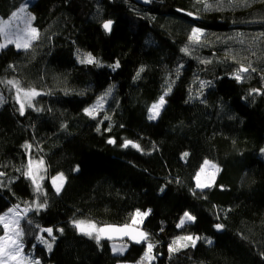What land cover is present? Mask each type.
Masks as SVG:
<instances>
[{
  "label": "trees",
  "instance_id": "trees-1",
  "mask_svg": "<svg viewBox=\"0 0 264 264\" xmlns=\"http://www.w3.org/2000/svg\"><path fill=\"white\" fill-rule=\"evenodd\" d=\"M27 2L0 0V21ZM28 11L37 41L0 51V215L19 205L25 251L41 264H141L150 242L143 264H264V0H37ZM88 54L98 63H81ZM9 80L39 93L23 114ZM31 158L46 166L41 193L24 175ZM205 161L220 174L199 190ZM137 210H150L148 241L122 242L124 254L73 226L130 224ZM180 212L196 220L178 227ZM47 228L51 251L38 242ZM185 236L199 239L170 252Z\"/></svg>",
  "mask_w": 264,
  "mask_h": 264
},
{
  "label": "snow or ice",
  "instance_id": "snow-or-ice-1",
  "mask_svg": "<svg viewBox=\"0 0 264 264\" xmlns=\"http://www.w3.org/2000/svg\"><path fill=\"white\" fill-rule=\"evenodd\" d=\"M199 2V0H198ZM245 3H247V0H244ZM205 7L209 8L211 5H208L205 3ZM25 12V9L22 7L19 10V13H12V21H5L2 24H0V34L4 37V43H0V49L7 47L8 44H15L16 48H28L30 46V40H34L38 38V32L35 28L30 27V21L32 18H26L23 13ZM188 15H192V13H188ZM18 21H23L24 28H20L19 23H14ZM102 27L110 32L112 28V21H107L103 23ZM15 29V30H13ZM202 35V32L199 28H194L191 33V39L194 42H199L200 36ZM186 53L188 52V49H183ZM81 63H98L95 61V59L91 56V54H88L83 60L80 61ZM114 68L119 67V62H117L114 66ZM252 71H255V69H251ZM140 71H143L141 69ZM249 71L248 67H244L243 65L239 68L237 73L235 74V79L237 81H242L244 79L242 73H246ZM137 76H139V73H137ZM8 85H11L16 88V99L17 101H20V92L23 91L19 87V83L17 81L9 80L6 82ZM111 90L109 89V92ZM171 91V87L169 86L168 92ZM258 91V90H254ZM168 92H165L164 95H162L159 98V101L152 105L151 107V114L148 116L149 120H154L159 116V110L162 108V106L165 104L164 97L168 95ZM39 93L35 92L34 90L24 92L25 99L28 101L29 105H31V98L38 95ZM103 97L100 98V101H98L97 106H94L93 108L86 109L85 111L89 116L95 117L96 107H102V101ZM24 103H20V112L23 114L24 112ZM107 119V117H105ZM99 130V129H98ZM110 130V129H109ZM108 143L113 144L115 143V140L110 139ZM133 147L137 150H140V145L133 143L132 141H125L122 144V147ZM27 147H30L27 146ZM187 156V153L184 154ZM211 166L212 168H215V165H210L209 161L204 162V167L201 168V172L204 171V168H207ZM35 168V171H34ZM44 168V161L41 159L39 161H29L27 165V171L24 173V175L31 180L32 184L34 185V191L36 193L42 192V187L40 181L43 179L42 176L39 175L41 171H45ZM3 173H0V176H2ZM65 178L63 174H60L56 177L52 178V184L56 185V192L59 193L62 187V184L57 185V181H63ZM197 188L203 189L204 187H209L210 185L207 183H201L200 182V175L198 174L196 176ZM34 206L39 208L46 207V204L39 203L38 201L34 204ZM32 206H29L28 208H25L24 214L26 215L27 211L30 210ZM19 205L11 208L8 210V212L4 213L3 215H0V226L3 228V235H0V264H40L39 260H32L30 257L23 254V244L20 242V238L23 236V230L20 228V219L21 214L18 211ZM150 210L145 212H140L137 210L134 215L132 216L131 223L130 224H124L122 226H114V225H105L103 227H97V225L94 222H86V221H74L73 226L82 234L85 236H88L90 238H94L97 243L100 242L102 238H106L108 240H114L116 238L123 239L124 237H128L129 240L134 241L137 244L144 243L148 241V234L146 232L140 231L138 228L133 227L134 225H137L138 223H142V218L149 215ZM196 220V217L191 215L188 212H185L183 217L180 219L178 227H183L186 222H194ZM215 227L219 230L223 228V225L217 224ZM42 231L47 232L48 236L52 237L53 241L55 240V236L53 235V229L47 228L43 229ZM58 231L63 232V229H59ZM199 237H192V236H185L180 237L176 241L172 242V246L169 247V251H177L178 248L175 247L176 245H180L182 247H187V244H181V241H189L191 242L192 246H195L196 240H198ZM41 243H45L47 245V248L49 251L52 249V244L48 243L46 240L43 239V237L40 238ZM208 243H211V241H207ZM127 245H123L121 247H117L115 244L112 245V251L116 253L122 254L126 250ZM147 250L144 253L143 260H148L149 262L154 259V257L151 255L152 250L154 248V245L150 242L146 243ZM143 260L141 261V264H143Z\"/></svg>",
  "mask_w": 264,
  "mask_h": 264
},
{
  "label": "rangeland",
  "instance_id": "rangeland-1",
  "mask_svg": "<svg viewBox=\"0 0 264 264\" xmlns=\"http://www.w3.org/2000/svg\"><path fill=\"white\" fill-rule=\"evenodd\" d=\"M37 0H28V2L26 3V4H24L23 6H21L20 8H24L25 9V12L23 13V15L26 17V18H32L31 19V21H30V27L31 28H35V26H34V16H33V14H31L29 11H28V4L29 3H33V2H36ZM20 10V9H19ZM19 10L18 11H16L15 13H19ZM5 21H12V16L9 18V19H6V20H1L0 21V24H2L3 22H5ZM14 23H19V25H20V28L22 29V28H24V23H23V21H18V22H14ZM36 30H37V28H35ZM13 30H15V29H13ZM37 32H38V37H39V31L37 30ZM38 39V38H37ZM37 39H34V40H30V46L28 47V48H17V49H19V50H27V49H29L32 45H33V43L35 42V41H37ZM5 41H4V37H3V35L2 34H0V43H4ZM10 45H14L15 46V44H8L7 45V47L8 46H10ZM4 48H6V47H4ZM4 48H2V49H4ZM2 49H0V51L2 50ZM24 92H28L27 90L26 91H21L20 92V102H23L24 103V105H27L28 104V101L25 99V96H24ZM33 98L34 97H32L31 98V101L33 100ZM102 103V102H101ZM165 105V104H164ZM164 105L162 106V108L159 110V113L161 112V110L163 109V107H164ZM101 108V107H96V112L99 110V109ZM95 112V113H96ZM160 115V114H159ZM158 118V117H157ZM156 118V119H157ZM155 119V120H156ZM31 161H39V160H41V159H30ZM29 160V161H30ZM210 162V165H215V168H212L211 166H209V167H207V168H204V171L203 172H201V169H200V171L198 172V174L200 175V182L201 183H207V184H209L210 186L209 187H204L203 189H201V188H197V189H199V190H204V189H207V188H210V187H212L214 184H215V182H216V180H217V178H218V176H219V174H220V167L216 164V163H214V162H211V161H209ZM202 167H204V164H203V166ZM201 167V168H202ZM44 168L46 169V166H45V163H44ZM34 171H35V168H34ZM197 174V175H198ZM39 175L40 176H42L43 177V179L40 181V183H41V185H42V183H43V180L45 179V177H46V170L45 171H41L40 173H39ZM60 175V174H59ZM58 176V175H57ZM63 176H64V180L61 182V181H57V185H60V184H62V187H61V190H60V192L59 193H61L62 192V190H63V188H64V185H65V183H66V177H65V175L63 174ZM56 177V176H55ZM51 181H52V179H51ZM196 184H197V180H196ZM53 187H54V189H55V191H56V185H53ZM6 212H8V210L6 211ZM5 212V213H6ZM20 212V211H19ZM184 213L185 212H180L178 215H179V217H178V220H180L182 217H183V215H184ZM22 218L20 219V228L22 229V226H21V223H22V220H23V216H21ZM142 219H145V217H143ZM135 226H141V223H138L137 225H135ZM0 235H3V228H2V226H0ZM41 237H43V239L44 240H46L48 243H51L52 244V249H53V247H54V241L52 240V239H50V238H48V237H46V236H41ZM20 242L23 244V254L24 255H26V256H28V257H30L32 260H38L37 259V257L35 256V254L32 252V253H28V252H26L25 251V245H24V242H23V236L20 238ZM41 245H43V246H45L46 248H47V245L45 244V243H41V240L39 239V241H38ZM181 244H187L188 246H190L191 245V242H189V241H181L180 242ZM113 244H115L117 247H121V246H123V245H126L125 243H122V242H116V243H113ZM175 247H177V248H180V247H182V246H180V245H176ZM51 249V250H52ZM47 250H48V248H47ZM49 251V250H48ZM126 251H127V247H126V250L122 253V254H124V253H126ZM114 253H116V252H114ZM116 254H120V253H116ZM41 264V263H40Z\"/></svg>",
  "mask_w": 264,
  "mask_h": 264
},
{
  "label": "water",
  "instance_id": "water-1",
  "mask_svg": "<svg viewBox=\"0 0 264 264\" xmlns=\"http://www.w3.org/2000/svg\"><path fill=\"white\" fill-rule=\"evenodd\" d=\"M136 4L140 5V6H144V7H148L151 5V2L152 0H133ZM112 26H113V23H112ZM112 30V28H111ZM111 32V31H110ZM247 73V72H246ZM244 73V74H246ZM111 225V224H110ZM114 226H122V225H114ZM135 228H138L140 231H143L145 232L142 228L140 227H137V226H133ZM105 241H108V242H112V243H116V242H131V243H135L134 241H131L129 240L128 237H124L123 239H120V238H116L114 240H108L106 238H103Z\"/></svg>",
  "mask_w": 264,
  "mask_h": 264
},
{
  "label": "bare ground",
  "instance_id": "bare-ground-1",
  "mask_svg": "<svg viewBox=\"0 0 264 264\" xmlns=\"http://www.w3.org/2000/svg\"><path fill=\"white\" fill-rule=\"evenodd\" d=\"M135 226V225H134ZM137 227H139V226H137ZM140 228H142V226H140ZM143 229V228H142Z\"/></svg>",
  "mask_w": 264,
  "mask_h": 264
}]
</instances>
